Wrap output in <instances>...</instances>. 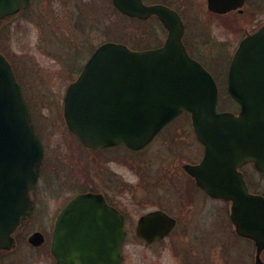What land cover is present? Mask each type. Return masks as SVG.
I'll list each match as a JSON object with an SVG mask.
<instances>
[{"label":"water","instance_id":"1","mask_svg":"<svg viewBox=\"0 0 264 264\" xmlns=\"http://www.w3.org/2000/svg\"><path fill=\"white\" fill-rule=\"evenodd\" d=\"M245 1L206 0V5L215 13L241 12ZM28 2L0 0V23ZM112 2L129 17L155 15L167 31L165 40L147 49L100 43L66 87V127L91 149L119 144L140 149L171 119L189 111L203 156L184 168L208 194L230 202L236 232L254 239V264H264V197L249 191L239 170L252 163L264 171V23L242 37L229 62L226 88L238 111H219L217 83L188 54L178 12L163 3ZM42 159L43 145L20 85L0 52V252L13 247V232L32 212L31 193ZM174 224L162 210L149 211L138 219L135 234L151 244L168 235ZM124 237L122 214L101 194L85 192L57 214L50 251L59 264H120ZM28 241L39 245L43 235L34 232Z\"/></svg>","mask_w":264,"mask_h":264},{"label":"rangeland","instance_id":"2","mask_svg":"<svg viewBox=\"0 0 264 264\" xmlns=\"http://www.w3.org/2000/svg\"><path fill=\"white\" fill-rule=\"evenodd\" d=\"M167 1L185 24L184 40L190 53L214 74L220 94H224L231 55L244 34L264 22V0H246L241 12L233 10L224 14L209 11L206 0ZM165 35V28L154 17L131 20L118 12L111 0H32L25 11L0 24V52L12 64L43 144L40 191L36 193L39 208L42 206L45 212L42 219L51 216L61 202L59 196L79 191L81 187L73 185L69 189V185L87 180L107 190L110 184V195L128 214L122 264H195L194 254L185 252L175 233L150 245L135 235L134 225L142 212L154 208H163L182 218L178 194L184 185L177 173L180 164L194 160L202 148L190 136L193 133L189 116L184 112L142 151L131 154L122 147L88 151L66 127L63 96L68 82L99 43L110 40L143 49L161 44ZM111 157L114 160L105 164L103 159ZM251 169L250 165L244 167L250 186L257 189L260 177ZM151 181L156 183L153 188ZM56 187H60L59 196L54 191ZM144 191L146 199H143ZM197 195L189 197L192 203L189 215L194 222L211 224L221 237L216 238L217 244L228 243L233 248L227 253L215 252L214 264H251L253 254H248V258L243 252L240 245L244 242L231 234L221 209L215 217L209 215L212 207L219 208L221 202L204 201ZM8 255L0 263L56 264L47 247L34 249L25 240Z\"/></svg>","mask_w":264,"mask_h":264},{"label":"flooded vegetation","instance_id":"3","mask_svg":"<svg viewBox=\"0 0 264 264\" xmlns=\"http://www.w3.org/2000/svg\"><path fill=\"white\" fill-rule=\"evenodd\" d=\"M31 1L32 0L29 1L28 6H29ZM184 34H185V31H184ZM183 40H184V38H183ZM184 43H185V46H186L189 54L192 57L196 58L194 55H192L190 53L185 40H184ZM177 117H175L169 123H167L153 137V139L146 146H144L143 148L138 149V150L130 149V148H128L126 146H123V145L107 146V147H103V148H100V149H89V148L85 147L84 145H82L80 142L79 143L85 149H87L88 151L89 150H91V151H93V150L94 151L95 150L101 151L102 150L103 151V150H109L111 148H116V147L117 148H121L122 147V148H124L126 151H128L131 154L132 153H137L139 151H142L146 147H148V145L160 134V132L163 129H165L171 122H173ZM189 121H190V125H191L190 116H189ZM191 129H192V126H191ZM192 133H193V135L190 134V136H192V137L194 136L193 138H195V140L198 142L197 143L198 147H201L202 149L201 150L199 149L200 150L199 152L201 153V155H199V152H198V154H197V156L195 157L194 160L182 162L180 164V167H179V170H178L179 174L177 173V175L179 176V179H182V183L184 185L181 188L182 189V194H181V189H180V193L178 194V195L181 196V198H180L181 199V203H180L179 212L182 213V218L179 215H175V216L172 215L168 210H165L163 208L149 209V210H146V211L142 212L137 217L135 225H134V233H135V230H136L137 221H138V219L140 218L141 215H143V214H145V213H147L149 211H153V210H162L163 212H165L166 214H168L169 216L174 218L175 224H174L173 228L171 229V231H170V233L168 235H166L165 237L155 241L154 243H151L150 245L155 244V243H159V242L163 241L166 237L171 236L172 234L175 233V235H177L179 237V240L182 243L180 245L183 247L185 252H190L191 254H194L193 256H194V259L196 261L195 264H214V263H216L213 260V257H214L213 254L215 252L224 251L225 253H227V252H230L231 249H233V248H232V246L228 245V243L217 244V239H221V237L216 234L215 229L212 228L211 224L206 223V222L203 223L201 220H196L197 222H194L195 219L192 217V215H189L190 212L192 211V207L190 208V206H192V203L189 201L190 200L189 197H191V195H193V194H196V195L200 194V196H198V195L197 196L201 200L209 201V202L213 201V202H216V203H217V201L221 202V203H218L219 208H218L217 205L215 207H212V208H214L213 209L214 211L212 210V212L209 213V215L215 217V215L217 213V210L221 209V213L223 212V214L225 215L224 217H225L226 222H228V225H230L231 234H233L237 238H240V240H242V243L244 242L242 245H240V247H242L243 252H245L247 254L248 258H250L249 257L250 255L248 256V254H250V253L253 254L252 255L251 264H254V256H255V252H256L257 246L255 244L254 239H252V238H250L248 236L240 235V234H238L236 232V230H235V228H234V226H233V224L231 222V219H230V202L227 201V200H224L222 198L214 197V196H211L210 194H208L204 189H202L199 185H197V183L195 181V178L192 175H190L186 171V169L184 168V164H186V163H188V164H197L201 160V158L203 156V146L197 140V138H196V136H195V134L193 132V129H192ZM131 154L129 155V157L134 158ZM198 155H199V157H198ZM103 160H105L104 161V163H105V162H111L114 159H113V157H111V158H104ZM129 163H131V162L129 161ZM101 164H102V162H101ZM248 165L252 166L251 170L255 174L258 175L257 176L258 178L260 177L259 178V182L257 181V185L259 186V187L257 186V189H255V188L250 186V181H249V178H248V174L244 170V167L248 166ZM239 170L242 172L243 179H244L249 191L252 192V193L260 194V195H262L264 197V171L256 170L253 167V165L250 164V163L242 165L239 168ZM109 172H110V174L112 173V175L114 174V170L113 171L111 170ZM40 176H41V167H40V171H39L38 181H37V183H36V185H35V187H34V189L32 191V201H33L32 212H31L29 218L26 221H24L23 223H21L20 225H18V227L15 229V231L12 234V237H13V240H14L13 247L10 250H5V251L0 252V259L1 258L3 259V257H5V256L6 257L9 256L8 255L9 252L14 251L17 248V246L19 245V242H21L23 240H25V242L31 248H34V249H37V248L42 247V246L47 247L49 253L52 255V253L50 251V242H51L52 231H53V228H54L55 219H56L57 214L62 209V207L72 197H74L77 194L85 193V192H93V193L101 194L104 197L105 201L109 205H111L112 207L117 209L122 214V216H123V227H124V230H125V236L127 235L128 229L126 227V221L128 220V214L125 211V209L121 205L119 206V204L115 201V199H113L114 197H112L110 195L111 194V193H109V190L111 188L110 184L107 185V190H105L104 188L100 189L99 187H95V186L91 185L87 180L85 182H78L76 184L69 185L68 187H69V189H73V187H74L73 185H77L75 187L81 186L80 190L76 191V192H72L70 194H67V195H65L63 197L59 196L60 187H56L54 189V191L57 194L56 196H59V198L61 199V202L55 207L54 211L52 212L51 216L48 219H42L45 212L43 211L42 206L39 208V206H40L39 205V200L37 199V196H36V193L38 191H40L39 190ZM155 184H156L155 182L151 181V184H150L151 188H153V185H155ZM147 190H149V189H147ZM147 190H146V192H148ZM146 192L144 191L143 196L145 198H143V199H146V197H147L146 196ZM147 194H149V193H147ZM40 195H41V192H40ZM40 198H41V196H40ZM194 206L195 205H193V207ZM38 210H40L39 213H38V216L40 218L37 217V214H36V212ZM187 211H188V213L186 214ZM198 217H201V215H198ZM30 223H31V225L29 227H27V225H29ZM34 232H40L43 235V242L40 243L39 245H33V244H31L28 241V237ZM199 252H202V253H199ZM208 252L210 253L209 255H207ZM52 257H53V255H52ZM260 258L264 262V248L261 250ZM54 260H55V258H54ZM55 263L59 264L56 260H55ZM0 264H3V263L1 262Z\"/></svg>","mask_w":264,"mask_h":264},{"label":"trees","instance_id":"4","mask_svg":"<svg viewBox=\"0 0 264 264\" xmlns=\"http://www.w3.org/2000/svg\"><path fill=\"white\" fill-rule=\"evenodd\" d=\"M160 2L164 3V4H167L169 6L170 5V2H168L167 0H161ZM113 6V5H112ZM130 18V17H129ZM131 20H138V21H142L140 19H137V18H133L131 17L130 18ZM221 92H222V89H221ZM222 95V96H221ZM221 97V98H220ZM237 103L235 102V100H233V98L228 94V92L224 91V94H220V91H219V97H218V108H221V109H229V110H236L238 107H237Z\"/></svg>","mask_w":264,"mask_h":264}]
</instances>
